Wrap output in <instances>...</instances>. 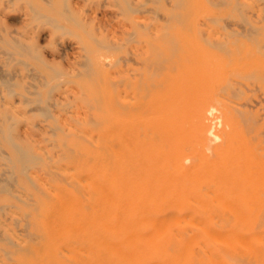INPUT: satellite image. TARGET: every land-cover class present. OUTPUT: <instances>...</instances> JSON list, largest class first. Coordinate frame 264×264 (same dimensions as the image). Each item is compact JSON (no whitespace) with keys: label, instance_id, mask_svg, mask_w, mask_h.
Instances as JSON below:
<instances>
[{"label":"rangeland","instance_id":"374dc122","mask_svg":"<svg viewBox=\"0 0 264 264\" xmlns=\"http://www.w3.org/2000/svg\"><path fill=\"white\" fill-rule=\"evenodd\" d=\"M194 108L214 146L250 150L240 170L262 194L246 193L243 213L256 221L244 220V234L264 243V0H0V264L104 255L94 240L90 250L69 240L95 232L60 206L71 191L81 197L70 177L84 178L119 119L127 129L160 116L193 132ZM102 257L94 264H115Z\"/></svg>","mask_w":264,"mask_h":264},{"label":"bare ground","instance_id":"6f19581e","mask_svg":"<svg viewBox=\"0 0 264 264\" xmlns=\"http://www.w3.org/2000/svg\"><path fill=\"white\" fill-rule=\"evenodd\" d=\"M186 118L193 132L177 127L174 120L148 115L132 117L127 129L119 119V132L110 137L99 136L98 152L93 155L94 163L86 164L84 178L70 177V186L79 187L82 198L71 191L70 202L62 201L60 205L68 213L79 212L80 223H86L85 227L92 224L95 236L88 232L91 225L82 234L84 230L80 227L84 224L71 222L70 231L79 235L81 230L83 239L77 236L79 239L70 238V241L81 240L86 248L94 240L97 252L110 254L115 264H235L243 262L242 259L249 264H261L264 261V247L256 246L263 239L256 237L251 241L258 233L249 235L251 238L244 234V224L250 223L245 221L251 218V214H244L245 198V203L250 204L246 193H260L255 180L240 170L250 150L230 148L227 142L214 146L213 126L207 125L203 108H194ZM84 150L88 156L89 149ZM253 202L252 199L251 205ZM102 256L98 259L94 256V263L105 259Z\"/></svg>","mask_w":264,"mask_h":264}]
</instances>
